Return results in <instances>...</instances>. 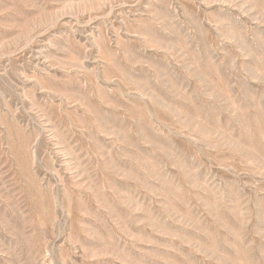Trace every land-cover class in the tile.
<instances>
[{"label": "rangeland", "instance_id": "rangeland-1", "mask_svg": "<svg viewBox=\"0 0 264 264\" xmlns=\"http://www.w3.org/2000/svg\"><path fill=\"white\" fill-rule=\"evenodd\" d=\"M0 264H264V0H0Z\"/></svg>", "mask_w": 264, "mask_h": 264}]
</instances>
